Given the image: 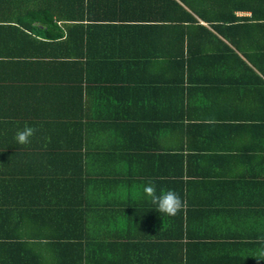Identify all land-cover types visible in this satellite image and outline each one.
<instances>
[{"label": "crops", "instance_id": "obj_1", "mask_svg": "<svg viewBox=\"0 0 264 264\" xmlns=\"http://www.w3.org/2000/svg\"><path fill=\"white\" fill-rule=\"evenodd\" d=\"M149 182L183 209L157 212ZM261 250L264 0H0V264Z\"/></svg>", "mask_w": 264, "mask_h": 264}, {"label": "clouds", "instance_id": "obj_2", "mask_svg": "<svg viewBox=\"0 0 264 264\" xmlns=\"http://www.w3.org/2000/svg\"><path fill=\"white\" fill-rule=\"evenodd\" d=\"M36 131V128L25 125L15 133L14 140L21 145L28 144ZM143 193L156 206L157 212L168 216H175L185 205V202L177 192L173 190H161L158 192L155 184L152 182L143 187ZM258 256L264 258V250H261Z\"/></svg>", "mask_w": 264, "mask_h": 264}, {"label": "trees", "instance_id": "obj_3", "mask_svg": "<svg viewBox=\"0 0 264 264\" xmlns=\"http://www.w3.org/2000/svg\"><path fill=\"white\" fill-rule=\"evenodd\" d=\"M175 4H177V3H175ZM179 7H180V5H179ZM182 10H184V9H182ZM184 11H185V13H187L186 10H184ZM170 18L171 17H163L159 21L157 20L158 22L155 23V25L156 26H165L166 20H168ZM187 19L189 20L188 22H196V20L192 16H190L189 14H187L185 20L183 18H171L168 21H175L174 23H176V22L179 23V21H181V22H183V24H185V22H187ZM166 54H168L169 57H174L169 51H167L166 53H164L163 56H167ZM181 57H183V54H181Z\"/></svg>", "mask_w": 264, "mask_h": 264}]
</instances>
